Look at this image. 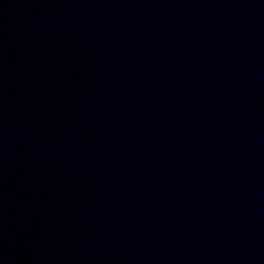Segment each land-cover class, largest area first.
Returning a JSON list of instances; mask_svg holds the SVG:
<instances>
[{
	"label": "water",
	"instance_id": "95a60500",
	"mask_svg": "<svg viewBox=\"0 0 264 264\" xmlns=\"http://www.w3.org/2000/svg\"><path fill=\"white\" fill-rule=\"evenodd\" d=\"M0 264H264V0H6Z\"/></svg>",
	"mask_w": 264,
	"mask_h": 264
}]
</instances>
